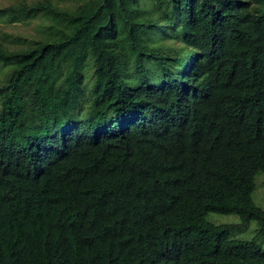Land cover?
I'll list each match as a JSON object with an SVG mask.
<instances>
[{
	"label": "trees",
	"instance_id": "obj_1",
	"mask_svg": "<svg viewBox=\"0 0 264 264\" xmlns=\"http://www.w3.org/2000/svg\"><path fill=\"white\" fill-rule=\"evenodd\" d=\"M38 18L0 39V264H264V0L0 7Z\"/></svg>",
	"mask_w": 264,
	"mask_h": 264
},
{
	"label": "rangeland",
	"instance_id": "obj_2",
	"mask_svg": "<svg viewBox=\"0 0 264 264\" xmlns=\"http://www.w3.org/2000/svg\"><path fill=\"white\" fill-rule=\"evenodd\" d=\"M19 0H0V7L17 2ZM41 19H30L25 22H9L0 19V39L4 40L6 43L17 44L22 42L23 39H31L34 36H37L39 33ZM5 33L10 34V37L5 38ZM167 42H171L168 40ZM5 69V68H4ZM88 75L90 73L88 72ZM4 77L3 69L0 71V79ZM264 176H258L256 183L258 181V186L256 191L253 194L254 200L258 206L264 207V185L263 178ZM209 219L216 223H236L240 222V218L237 215H224L211 213ZM258 229L256 222H252L248 227L235 232L233 235L237 238L249 239L252 238ZM260 246L264 248V240L260 243Z\"/></svg>",
	"mask_w": 264,
	"mask_h": 264
}]
</instances>
